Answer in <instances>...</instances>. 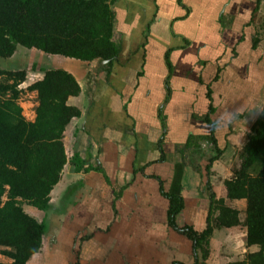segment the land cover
I'll use <instances>...</instances> for the list:
<instances>
[{
	"label": "crops",
	"instance_id": "0c3cea01",
	"mask_svg": "<svg viewBox=\"0 0 264 264\" xmlns=\"http://www.w3.org/2000/svg\"><path fill=\"white\" fill-rule=\"evenodd\" d=\"M256 5L257 0H116L122 47L115 62L64 57L61 68L81 86L68 104L82 114L64 133L68 162L50 207L33 206L47 224L28 211L32 205L24 206L46 224L43 246L27 264H72L78 250L80 264L196 262L191 241L168 225L169 200L160 179L167 191L184 197V223L205 229L212 189L202 171L209 156L199 143L214 127L224 151L210 177L216 190L231 177L219 165L243 147L263 108L264 0L255 17ZM193 139L198 147H188ZM230 205L246 207V200ZM240 232L246 237L238 226L216 230L211 241L227 250L214 254L212 248L205 264L243 257L229 242L230 234ZM81 234L87 236L73 250L75 241L68 239ZM48 237L58 247L49 249ZM12 261L0 254V263Z\"/></svg>",
	"mask_w": 264,
	"mask_h": 264
},
{
	"label": "trees",
	"instance_id": "16d2710c",
	"mask_svg": "<svg viewBox=\"0 0 264 264\" xmlns=\"http://www.w3.org/2000/svg\"><path fill=\"white\" fill-rule=\"evenodd\" d=\"M261 1L257 0L255 17ZM115 3L116 0H0V58L12 57L19 47H24L47 56L90 62L102 59L113 64L122 47V33L115 26ZM258 43L254 39L253 47ZM41 68L43 78L28 86L30 91H38L39 101L36 118L29 121L19 103L20 84L27 80L28 70L0 67V76L6 75L0 80V254L13 260L0 264H27L41 250L46 224L28 214L24 204L42 210L50 207L51 193L68 162L64 133L70 122L82 114L78 107L68 104L69 97L81 93L75 75L61 67ZM210 108L214 109L213 105ZM202 140L205 143H199V148L209 154L204 168L207 185L212 189L207 225L199 230L185 224L184 197L167 191L160 179L161 192L169 200L168 225L192 242L194 264H205L209 258L216 230L243 226L250 249L230 264H264V105L239 151L240 165L223 183L222 197H218L210 181L213 164L224 152L214 127L212 134ZM193 145L198 147V140L188 141V147ZM164 159L162 156L160 160ZM74 162L78 169L82 168L77 156ZM241 199L246 200L244 221L240 210L228 203ZM79 256L78 250L77 260Z\"/></svg>",
	"mask_w": 264,
	"mask_h": 264
},
{
	"label": "rangeland",
	"instance_id": "374dc122",
	"mask_svg": "<svg viewBox=\"0 0 264 264\" xmlns=\"http://www.w3.org/2000/svg\"><path fill=\"white\" fill-rule=\"evenodd\" d=\"M259 21H261V22H259ZM259 21L258 22H259V25L261 27L260 29L262 30L261 31V36L264 37V19H263L262 16H261ZM260 41H262L261 42V46L264 49V38L263 39L260 38ZM66 61L67 60H66V58H64V56H55V55L47 56L44 52H42L40 50L27 49V48H24V47H19L18 50L15 52V54L12 57L0 58V67L3 68V69L12 70V71H18V70H22V69H27L28 70L27 80L24 83L20 84V88L22 89V92H21V96L19 98V103H20V105H21V107L23 109V115L26 117L27 120H29V121H34L35 120V118H36V107L39 104L38 91H30L28 89V86L30 84L34 83L35 81L40 80L41 78H43L44 72L42 71L41 67H55V68H59V67H61V65L62 66H66ZM35 65H37L36 68H35ZM235 72L237 73L238 71H235ZM5 76L1 75L0 76V80L5 79ZM263 105H264V101H263V103H261L262 107H263ZM261 108H259V110ZM253 115H254L253 119L254 118L256 119L258 113L255 112V114H253ZM244 141H242L241 144H243ZM239 151H240V149L236 151L237 153H235L234 157L233 156L230 157L231 152H229L228 155H226V159L229 161V163L225 164V165L220 164L218 169H222L223 172H224V168H222V167H227V168H225V170H226L225 173L227 175H229V176H232L234 168L239 166L240 163H241V159L238 156V152ZM204 158H205V155H204ZM228 165H229V167H228ZM202 171H204L205 175L207 174L205 168ZM222 188H223V185L221 184V186H218L216 188V190L213 189L214 191H216L218 197H222L221 196L222 195ZM4 199H6V197H4ZM228 203L231 204V201L229 200ZM25 205H27V203H25L24 206ZM239 206H240L239 209H240V212H241V219H242V221H244L245 217H246V213H245L246 207L245 206L241 207L242 205H239ZM34 209L35 208L33 206H30L28 208V211L29 210L34 211ZM34 212H35V214H36V216L38 218L40 217L41 219L45 220L44 219L45 217L42 215V213H40L39 210L38 211H34ZM45 222H46V220H45ZM46 224H47V222H46ZM238 230L239 231L241 230V231L244 232L245 228L243 226H238ZM86 236H87V234H83V235L81 234V235H79L76 238L73 237V238H69L68 239L70 244L72 243V241L73 242L75 241V246H74L73 250H75L77 248L76 240L81 242L83 239H85ZM229 239L231 240V241H229L230 243H233L232 241L234 240V247L236 246L237 247L236 249L241 248L242 254L246 253L245 250H244L247 247L246 244H245V235H244V233L240 232V233L230 234L229 235ZM219 240L221 241V239H219ZM60 242H62V239H60ZM210 243H211V246H210L211 247V254L213 252L212 248H214V250H215L213 252L214 254L217 253V249L219 250V254L220 253L223 254L227 250V249H222V248L217 247L216 245H220V243L219 242L217 243V241H214V243L211 241ZM225 243H226V241L223 242V244H225ZM191 244H192V242H191ZM46 245H47V247L49 249H55L53 247H58V246L53 245L50 237H48V239L46 240ZM227 248L229 250L232 247L228 246V244H227ZM73 250L70 251V252H73ZM188 254L190 255V253H188ZM182 258L187 259V257H185L184 255L182 256ZM188 258H190V257H188ZM87 263H88L87 261L82 262V264H87ZM72 264H80V260L76 259V262L74 260L72 262Z\"/></svg>",
	"mask_w": 264,
	"mask_h": 264
},
{
	"label": "water",
	"instance_id": "95a60500",
	"mask_svg": "<svg viewBox=\"0 0 264 264\" xmlns=\"http://www.w3.org/2000/svg\"><path fill=\"white\" fill-rule=\"evenodd\" d=\"M104 61H108V60H104Z\"/></svg>",
	"mask_w": 264,
	"mask_h": 264
}]
</instances>
